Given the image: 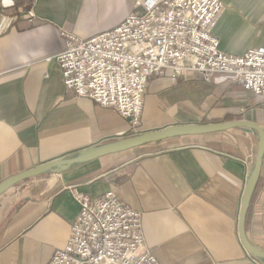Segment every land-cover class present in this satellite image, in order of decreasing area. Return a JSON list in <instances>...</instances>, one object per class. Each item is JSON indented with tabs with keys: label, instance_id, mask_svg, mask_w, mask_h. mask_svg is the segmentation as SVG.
I'll use <instances>...</instances> for the list:
<instances>
[{
	"label": "crops",
	"instance_id": "0c3cea01",
	"mask_svg": "<svg viewBox=\"0 0 264 264\" xmlns=\"http://www.w3.org/2000/svg\"><path fill=\"white\" fill-rule=\"evenodd\" d=\"M26 1L0 0V182L129 137L116 111L66 90L55 57L65 47L62 31L84 39L109 31L138 0H31L25 10ZM220 1L224 10L213 29L220 50L241 56L264 49V0ZM143 107L141 134L229 115L264 130L263 100L200 78L171 84L155 76ZM256 143L255 134L231 129L27 179L0 196V264H48L79 214L73 195L106 192L140 213L143 250L160 264H255L241 247L237 220ZM259 177L245 235L264 251V155Z\"/></svg>",
	"mask_w": 264,
	"mask_h": 264
},
{
	"label": "built area",
	"instance_id": "2783aa9c",
	"mask_svg": "<svg viewBox=\"0 0 264 264\" xmlns=\"http://www.w3.org/2000/svg\"><path fill=\"white\" fill-rule=\"evenodd\" d=\"M134 6L135 12L94 37L62 31L65 47L55 57L66 90L116 111L128 122L129 137L141 135L145 90L155 76L171 84L199 78L232 84L264 101V49L241 56L220 50L213 32L224 10L220 0H138ZM73 197L79 214L67 244L48 264H160L143 250L140 213L113 192Z\"/></svg>",
	"mask_w": 264,
	"mask_h": 264
},
{
	"label": "water",
	"instance_id": "95a60500",
	"mask_svg": "<svg viewBox=\"0 0 264 264\" xmlns=\"http://www.w3.org/2000/svg\"><path fill=\"white\" fill-rule=\"evenodd\" d=\"M231 129H239L246 133L255 134L257 137V151L252 168L247 175L248 178L243 190L244 193L241 199V207L237 221L238 236L242 249L259 264H264V251L259 250L251 244L249 240H247V235H245L247 212L250 208L249 205L260 179L259 176L262 167V158L264 155V130L260 125L258 126L247 120L215 122L200 125H171V127L142 133L141 135L128 137L127 139L115 140L113 142L88 147L80 152H77V154L70 155V157L57 158L56 160L42 163L41 165L31 168L26 172L19 173L1 181L0 196L12 189L15 185L27 181V179L41 177L42 175L48 174H60L69 171L72 167L85 165V163L98 160L102 157L126 153L129 150L142 148L146 145H154L160 142L171 141L172 139L201 137L203 135L227 132Z\"/></svg>",
	"mask_w": 264,
	"mask_h": 264
},
{
	"label": "trees",
	"instance_id": "16d2710c",
	"mask_svg": "<svg viewBox=\"0 0 264 264\" xmlns=\"http://www.w3.org/2000/svg\"><path fill=\"white\" fill-rule=\"evenodd\" d=\"M21 1H22V0H16V5H18ZM26 2H27V4L25 5L24 9H25V10H29V8L31 7L32 2H31V0H27ZM240 90H241V89H240ZM242 91H243V90H242ZM223 119H224V120H222L223 122H229V121H241V120H242V119L240 118L239 115H229V116H225ZM222 121L217 120V121H215V122H222ZM206 123H207V122H203L202 124H206ZM255 193H256V191H255ZM255 193H254V195H253V197H252V200H253V198H254V196H255ZM252 200H251V202H252ZM250 205H251V203H250ZM250 205H249V206H250ZM250 208H251V206H250ZM250 208H249V210H248V212H247L246 221H247V219H248V217H249Z\"/></svg>",
	"mask_w": 264,
	"mask_h": 264
},
{
	"label": "rangeland",
	"instance_id": "374dc122",
	"mask_svg": "<svg viewBox=\"0 0 264 264\" xmlns=\"http://www.w3.org/2000/svg\"><path fill=\"white\" fill-rule=\"evenodd\" d=\"M181 82H184V81H181ZM180 83V82H179ZM230 85H232V84H230ZM233 86V85H232ZM234 86H236V85H234ZM237 88H239L238 86H236ZM202 122H207V121H202Z\"/></svg>",
	"mask_w": 264,
	"mask_h": 264
}]
</instances>
